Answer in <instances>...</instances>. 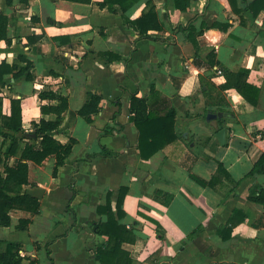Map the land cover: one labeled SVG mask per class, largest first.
<instances>
[{
	"label": "crops",
	"instance_id": "0c3cea01",
	"mask_svg": "<svg viewBox=\"0 0 264 264\" xmlns=\"http://www.w3.org/2000/svg\"><path fill=\"white\" fill-rule=\"evenodd\" d=\"M99 1L0 0L9 38L0 40V62L13 65L0 110L10 115L11 99H19L25 132L13 152L12 141L0 136V173L18 162L26 141L39 147L28 135L32 123L57 117L51 107L60 99L40 92L66 98L52 133L61 143L74 139L55 175L54 155L28 161L22 188L38 199L39 211L10 209L9 225H0L2 246L18 243L21 264H99L94 249L106 237L90 222L103 219L96 206L107 191L114 207L123 186L122 222L136 236L123 248L133 264H264V203L254 201L264 174L246 176L264 151V0H184V9L153 0L161 28L149 36L126 24L117 4L111 12ZM144 5H132L127 17H139ZM240 68L259 88L255 105L220 87ZM132 93L155 112L175 113L176 140L148 159L137 148ZM89 94L100 101L87 120L78 110ZM217 110L232 116L206 121L207 111ZM221 128L224 144L216 136ZM103 147L116 155L102 156Z\"/></svg>",
	"mask_w": 264,
	"mask_h": 264
},
{
	"label": "trees",
	"instance_id": "16d2710c",
	"mask_svg": "<svg viewBox=\"0 0 264 264\" xmlns=\"http://www.w3.org/2000/svg\"><path fill=\"white\" fill-rule=\"evenodd\" d=\"M20 1L27 2V0ZM68 1L88 3L91 0ZM139 1L141 0H101L97 4L101 8L106 7L111 12H116L114 5L117 4L123 21L138 31L140 36H149V30H159L161 28L158 12L153 0H144L145 5L139 17L130 19L126 15V11ZM174 3L181 9L185 8L184 0H174ZM7 23V15L0 10V40L9 42ZM36 38L35 36H30L29 40L33 41ZM214 57L215 55L212 53L208 55L209 66L214 65ZM12 71L13 65L5 61L0 62V89L6 84L5 75L12 73ZM247 75V69L240 68L231 71L226 75L225 82L220 87L222 89L235 88L248 103L255 105L259 88L247 81ZM153 90L154 88L152 87L151 91ZM39 96L41 98L60 99L58 105L51 107L56 112L57 117L55 120L41 119L38 123H32L33 130L28 135L33 134L30 139L38 141L39 147L35 148L31 141H26L18 162L15 165H4V175L0 173V225H9V211L12 208H19L33 213L39 211L38 199L22 188L28 182V161L41 164L48 156L54 155L53 174L55 175L58 167L64 163L66 157L69 155L74 142V139L70 138L66 143H61L52 133L58 129L61 121V112L67 108L66 98L53 91L40 92ZM99 101V96L89 94L84 105L78 110V113L89 120L90 115L99 110ZM130 109L132 112L130 119L138 131L137 148L142 159L150 158L156 151L176 140L175 113L173 111L164 114L155 112L150 107L146 97H137L135 93L131 94ZM108 132L111 133L110 128L105 127L104 133ZM24 133L21 125L20 100L11 99L10 115L3 116L0 110V136L8 137L12 141L10 150L13 152L17 146V140ZM101 155L112 156L116 155V153L103 147ZM223 169L222 163L219 162L217 170L221 171ZM258 174H264V151L259 155L246 176ZM193 178L200 184H207V182L195 176ZM125 193L126 187L121 186L117 200L114 207H112L110 191H107L105 203L96 206V212L103 216V219L90 222V226L96 234L106 237L104 243L94 249L95 259L99 264H133L129 252L123 248V243H132L136 239L133 229L128 228L122 222L126 215L122 208V199ZM254 201L264 203L263 189L254 197ZM238 212V210H234L235 215ZM28 222L29 219L27 218L20 219L19 225L24 226ZM155 223L157 234L163 237L160 225L157 222ZM191 236L193 237L194 233ZM19 250L20 245L16 242H7L3 247L0 241V264H21L23 256L19 253ZM31 263L33 264V262Z\"/></svg>",
	"mask_w": 264,
	"mask_h": 264
},
{
	"label": "water",
	"instance_id": "95a60500",
	"mask_svg": "<svg viewBox=\"0 0 264 264\" xmlns=\"http://www.w3.org/2000/svg\"><path fill=\"white\" fill-rule=\"evenodd\" d=\"M232 116V113H229L227 111L217 110V111H207L205 119L206 121H210L211 119H220L224 117H230ZM33 136V134H30ZM216 136L219 139V142L221 144H224L226 142V130L224 128H221L217 131Z\"/></svg>",
	"mask_w": 264,
	"mask_h": 264
},
{
	"label": "built area",
	"instance_id": "2783aa9c",
	"mask_svg": "<svg viewBox=\"0 0 264 264\" xmlns=\"http://www.w3.org/2000/svg\"><path fill=\"white\" fill-rule=\"evenodd\" d=\"M215 71H216V73H217V74H221V73H222V71H221V70H219V69H216V68H215Z\"/></svg>",
	"mask_w": 264,
	"mask_h": 264
}]
</instances>
